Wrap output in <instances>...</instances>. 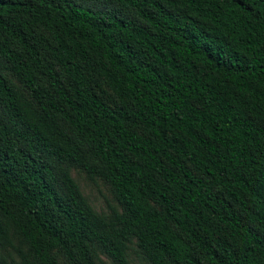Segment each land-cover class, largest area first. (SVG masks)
<instances>
[{"label": "trees", "instance_id": "obj_1", "mask_svg": "<svg viewBox=\"0 0 264 264\" xmlns=\"http://www.w3.org/2000/svg\"><path fill=\"white\" fill-rule=\"evenodd\" d=\"M129 250L264 264V0H0V264Z\"/></svg>", "mask_w": 264, "mask_h": 264}, {"label": "rangeland", "instance_id": "obj_2", "mask_svg": "<svg viewBox=\"0 0 264 264\" xmlns=\"http://www.w3.org/2000/svg\"><path fill=\"white\" fill-rule=\"evenodd\" d=\"M8 78L12 80L11 77ZM69 172L80 192L94 210L107 212L109 206H116V202L107 183L99 178H94L92 180L87 178L84 172L77 167H71ZM6 251V254L13 256V251L11 249ZM99 259L100 262L98 264H113L104 255H99ZM127 259L128 264H146L133 250L128 251Z\"/></svg>", "mask_w": 264, "mask_h": 264}]
</instances>
